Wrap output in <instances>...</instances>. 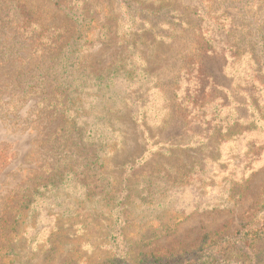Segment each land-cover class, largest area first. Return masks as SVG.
I'll return each instance as SVG.
<instances>
[{
  "label": "rangeland",
  "instance_id": "obj_1",
  "mask_svg": "<svg viewBox=\"0 0 264 264\" xmlns=\"http://www.w3.org/2000/svg\"><path fill=\"white\" fill-rule=\"evenodd\" d=\"M15 1L33 20L3 28L17 34L27 60L0 66V264H106L112 257L133 264L224 238L226 264H257L228 240L264 222V67L255 63L264 61L253 53L264 33V0ZM141 3L169 5V13H141ZM68 16L86 26L82 36L90 34L77 41L79 68L90 77L76 82L74 123L91 131L85 150H99L105 181H89L92 202L75 180L40 190L8 232L3 211L19 214L14 205L51 175L61 124L47 106L50 88L12 108L7 103H15V74L37 62L30 50L49 47L24 35L57 28L61 48L74 34ZM221 51L224 60L215 57ZM222 66L227 78L216 73ZM197 71L213 74L216 85L197 81ZM103 72L102 82L93 79ZM233 102L249 109L234 110ZM107 183L110 195L98 197ZM82 208L115 232L104 240L83 230ZM110 208L119 210L117 223L106 217Z\"/></svg>",
  "mask_w": 264,
  "mask_h": 264
},
{
  "label": "trees",
  "instance_id": "obj_2",
  "mask_svg": "<svg viewBox=\"0 0 264 264\" xmlns=\"http://www.w3.org/2000/svg\"><path fill=\"white\" fill-rule=\"evenodd\" d=\"M123 2L126 3L128 0H123ZM4 7L7 9L2 13V9ZM141 7V13H147L149 15L162 14V11H164V13H169L168 10L170 8L169 5L162 4L156 8L152 6L148 7L144 6L143 3H141ZM172 11L177 10L174 9ZM0 14V66H4L9 62L24 65L27 59L23 58L21 55V49L23 48L17 34L3 32V28L6 25V22L14 21L17 24H22L23 21L33 20L31 12L24 4H21L18 1L0 0ZM68 19L72 24L70 29L74 31V34L69 36L68 40L61 48L57 46L63 41V33L57 28H54L52 33L44 34V28L39 27L38 32L40 33L36 34L35 30H32L29 32L30 35H28V33H25L24 35L26 36V39L30 37L40 43H49L45 45L49 47L30 50L31 56L37 59V62L34 65L32 64L29 70L19 71L15 74V93L12 97L15 103H13L11 99L10 101L12 103H7H9L12 108L19 101L35 96L38 97L44 92L45 88H50L52 99L49 100L47 106L53 110V116L59 115L61 124L57 130H54V135L58 137V142L57 148L53 151L55 152V155L53 156L54 164L52 166L51 175L45 179L40 178L39 182H34V185L29 188L30 193L23 196V202H17L14 205L15 207H19V214H16V216L11 218L8 214L10 210L3 211L1 229L8 230V232L13 231L17 226V220L25 216L23 211L26 210L31 203H33V197H35L40 190L58 189L61 183L63 185V180L79 181L81 187L85 188V190L90 187L89 181L94 179L101 180L102 183L105 181V175L102 172L105 170H102L101 165L98 167L100 164L98 162L100 159L98 154L99 150L95 148V150H91L89 154L85 150V144H87L86 142L88 138V135L85 133L87 131L89 134L91 131L83 128H77L74 123L75 115H73L77 112V107L80 105L79 98H77V94H75V88L77 85L76 82H81L82 84L90 77L85 70L79 68L81 49L77 47V41H79L83 36H88L90 34L87 33L82 36L79 31L86 26L79 24L78 19L74 16H68ZM86 21L91 23L93 20L88 18ZM142 21L143 23L148 22L144 17L142 18ZM31 26L32 25L28 23V28H31ZM260 36V39L256 40V44H254L253 53L255 55L257 54L258 58L264 61V33L262 32ZM43 38L47 41L42 42L44 41ZM242 42V38H237L235 46H232L231 48L236 51L240 50ZM134 43L137 44V41ZM225 49L226 48H224V51H226ZM224 51L219 52L221 54H215V57H219L224 60ZM211 55L213 56V54ZM255 63L257 66L260 65L261 67H264V64L259 62V60ZM226 72L227 70L224 66H222L219 71L216 70V73L222 75L224 78L228 77ZM197 73V81L198 78H202V81H205V77L206 80L209 81V84L214 86L216 85V80L213 74L206 76L203 72L200 73V71H197ZM92 76L94 80H100L101 82L104 80V72L98 74L97 76L92 74ZM218 87L226 93L229 91V89H224L220 86ZM40 101L45 100L41 99ZM232 107L235 108L234 110L242 108L249 109L248 103L235 104V102H233ZM87 145L91 147V145ZM109 186L110 183L103 186L101 192L99 193L100 196H97L100 198L108 197L110 192H108L106 188ZM124 187L126 188V186ZM123 190L124 189L122 188V191ZM95 198V195H93L90 190L85 191V201L92 202ZM111 200L112 198L110 197L107 202H110ZM82 209L83 211H80V213L85 214L84 222L87 223L82 226L83 230H86L87 228L89 230H97L100 232L99 235H101L104 240H107L112 233L115 232L116 227H113L114 225H95V223H97V221L93 219L95 210H90V208ZM112 213H114V216ZM118 216L119 210H113L111 208L108 210V214H106L107 218H114L116 223L119 219ZM103 223L107 222L103 220ZM56 233L57 235H60V226L57 228ZM224 239L227 240L226 238ZM225 240H212L209 244L192 252L181 251L177 254H173L172 256H163L152 261L140 259L134 261L133 264H226L227 262L224 259L225 256L223 251L227 248L222 247L226 243ZM228 245V248L232 250L233 247H238L237 250L242 252V255L245 256L248 261H254L257 264H261L264 260V222L260 228H247L243 231L237 232L233 240H228ZM7 249H9V247H7ZM106 264H120V262L115 257H112L110 261L106 262Z\"/></svg>",
  "mask_w": 264,
  "mask_h": 264
}]
</instances>
